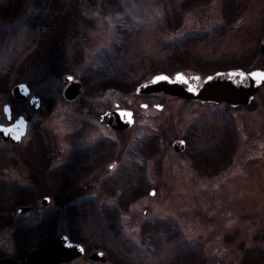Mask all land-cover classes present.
<instances>
[{"label":"rangeland","instance_id":"obj_1","mask_svg":"<svg viewBox=\"0 0 264 264\" xmlns=\"http://www.w3.org/2000/svg\"><path fill=\"white\" fill-rule=\"evenodd\" d=\"M47 23L56 39L38 58ZM263 38L264 0H0V124L7 104L11 124L26 122L18 145L0 138V259L26 264L64 234L85 253L63 264H264V86L235 111L135 91L159 73L264 70ZM67 76L85 89L72 100ZM109 80L123 89L95 90ZM116 107L132 110L130 128L100 123ZM87 153L107 159L91 168ZM96 249L105 262L89 258Z\"/></svg>","mask_w":264,"mask_h":264},{"label":"water","instance_id":"obj_2","mask_svg":"<svg viewBox=\"0 0 264 264\" xmlns=\"http://www.w3.org/2000/svg\"><path fill=\"white\" fill-rule=\"evenodd\" d=\"M261 52L264 53V40L261 43ZM158 76H167V80L157 81ZM178 76H184L188 80V84L178 80ZM69 76L65 77V81H69V85L64 91V97L68 100L74 99L80 92L82 87L80 83L68 80ZM211 77V79H209ZM264 86V70H252L244 72L240 69L229 71L216 72L201 79L198 76H187L182 72L174 74L172 77L166 74L154 75L151 79L141 83L136 87L137 94L163 93L178 98H183L190 101H198L201 103L221 102L229 104L231 107L244 106L249 104L255 93ZM195 88L196 91L190 89ZM12 96L18 99H25L29 95V88L25 83L15 85L11 90ZM29 103L34 110L40 107V99L37 96H31ZM8 120L12 119L13 109L10 105L3 107ZM123 113H128L124 115ZM99 121L106 127L123 130L129 128L133 122V112L130 109H112L106 110L99 116ZM26 122L22 116H19L10 125H0V136L3 141L10 140L14 144H18L25 134ZM16 137H20L19 140ZM173 149L183 151L185 143L182 140H177L173 143ZM154 192L151 191V194ZM42 204L46 206L49 202L48 198L42 199ZM25 209H18V213H23ZM66 235H56L41 248L29 252L26 256V264H63L73 261L74 259L83 256L84 248L81 244L71 241ZM76 245H79L77 247ZM83 248V251H81ZM89 258L94 261L105 262L106 254L103 250H96L89 254ZM0 264H18L11 257H6L0 260Z\"/></svg>","mask_w":264,"mask_h":264},{"label":"trees","instance_id":"obj_3","mask_svg":"<svg viewBox=\"0 0 264 264\" xmlns=\"http://www.w3.org/2000/svg\"><path fill=\"white\" fill-rule=\"evenodd\" d=\"M70 9H68L67 11H60V14H59V12H58V9H57V12L54 14L55 16L57 15V17H64V18H66L67 20H69L67 17L70 15ZM50 17H52V16H50ZM58 19V18H57ZM55 20V19H54ZM52 26L51 25H49L48 23H47V28H48V30L49 31H47L46 33H45V38L44 37H41L42 39L40 40V42H39V45H40V48L38 49V50H36L37 52H40V53H37L38 55L36 56V57H41V58H43V56H45L44 55V52L45 53H50V51L51 50H53L52 49V45H54V42H55V36H54V34L51 32V28ZM61 27H64L63 25L61 26ZM53 30V29H52ZM51 32V34H49ZM49 34V35H48ZM53 37L54 38V40H49L50 39V37ZM51 37V38H52ZM49 50V52H47ZM180 61H182L183 63V65L185 64V63H190V64H192V65H194L196 68H198L199 70H201V71H203L204 72V69L203 68H205L206 67V65H204V64H202V63H200V62H197L196 60L194 61V59H191V58H189L188 57V59L186 58V61L184 62L183 61V58H181L180 59ZM49 62H51V60L49 61ZM48 62V63H49ZM171 64H169V66H170ZM189 65V64H188ZM180 66H182V65H180ZM47 67V66H46ZM47 68H49V70L51 71V72H54V73H58V72H60L61 71V66H57V64H55V63H52L51 62V65L49 66V67H47ZM215 68V67H214ZM182 69V68H181ZM181 69H179V70H181ZM216 69V68H215ZM173 70H175V69H173ZM172 70V71H173ZM206 71V70H205ZM162 72H164V73H167L168 72V69H163V71ZM208 73V72H207ZM116 83V82H115ZM114 82H113V80H109V81H103L102 83H98L97 85H102L101 87H97L95 90H105L106 88H108V87H117L118 89H123L122 88V86H120V84L121 83H116L115 84ZM110 84H113V86H111ZM89 87L88 89L89 90H91V88H90V84L89 85H86V87ZM126 86V85H125ZM92 87V86H91ZM93 88V87H92ZM125 90H126V88H125ZM130 91H131V89H130ZM110 146V145H109ZM95 149H97V147L96 146H94L93 148H91L90 149V151H94ZM93 153V152H92ZM91 154V153H90ZM89 153H87V154H85L87 157V159H89V158H91ZM81 155L82 154H80V155H77L76 157H75V159L73 160V162H74V164H73V166L74 167H70V166H66L67 168L65 169V170H68V169H70V170H73V169H75V166L76 165H78V166H80V161H81ZM95 156V155H94ZM107 158H106V155L104 156V159L100 162H98V161H96L94 158H92V160H91V162H92V164H93V166L94 167H91V168H96V163H100V164H102L105 160H106ZM78 160H80L79 161V163H78ZM96 162V163H95ZM31 163V162H30ZM77 168V167H76ZM88 169V168H87ZM64 171V170H63ZM63 171L59 174V175H61V174H63ZM59 177V176H58ZM137 190H139V188H136V191ZM135 190H130V192L129 193H127V194H129V195H132V194H134L135 192H134ZM21 245V247H22V243H20ZM185 264H189V263H185ZM253 264V263H252ZM256 264V263H255Z\"/></svg>","mask_w":264,"mask_h":264},{"label":"snow or ice","instance_id":"obj_4","mask_svg":"<svg viewBox=\"0 0 264 264\" xmlns=\"http://www.w3.org/2000/svg\"><path fill=\"white\" fill-rule=\"evenodd\" d=\"M67 79H68V80H71L72 77L69 76ZM155 79H156L157 81H159V80H161V79H163V80H167L168 77H167V76H158V77H156ZM209 79H211V77H209ZM178 80H179L180 82L184 83L185 85L188 84V80H187L184 76H178ZM190 90H191V91H196L195 88L190 89ZM123 114H124V115H128V113H123ZM16 139L19 140L20 137H16ZM154 194H155V193H153V195H154ZM71 246H73V245H72L71 241H69V247H71ZM76 246L79 247V245H76ZM81 251H83V248H81Z\"/></svg>","mask_w":264,"mask_h":264},{"label":"flooded vegetation","instance_id":"obj_5","mask_svg":"<svg viewBox=\"0 0 264 264\" xmlns=\"http://www.w3.org/2000/svg\"><path fill=\"white\" fill-rule=\"evenodd\" d=\"M260 53V52H259ZM264 55V54H263ZM222 105H224V106H226L225 104H222ZM226 108L228 109V110H232V111H235V110H237V108H235V109H233V108H231V107H229V106H226ZM239 108H244V107H239ZM14 111V110H13ZM6 119H7V117H6ZM7 121L9 122V124H7V125H10L11 124V122H12V120H8L7 119ZM184 141H185V148H186V145H187V141L185 140V139H183ZM174 141V140H173ZM172 141V142H173ZM11 145H13L10 141H8ZM172 142H171V144H172ZM90 162H91V159L89 158L88 159ZM197 167H200V168H202L201 167V164L200 163H194Z\"/></svg>","mask_w":264,"mask_h":264}]
</instances>
